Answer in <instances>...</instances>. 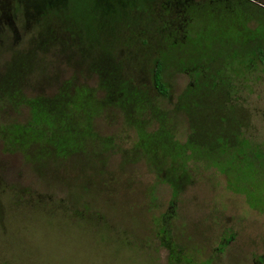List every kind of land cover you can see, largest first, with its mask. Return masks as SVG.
Segmentation results:
<instances>
[{
	"label": "rangeland",
	"instance_id": "1",
	"mask_svg": "<svg viewBox=\"0 0 264 264\" xmlns=\"http://www.w3.org/2000/svg\"><path fill=\"white\" fill-rule=\"evenodd\" d=\"M137 1L101 0L97 8L92 0H65L86 53L72 43L35 49L29 12L0 11V264H170L162 239L181 249L182 264H264V59L256 52L264 53V0H157L148 13L129 8ZM116 24L125 25L114 33L117 44L110 39ZM186 49L189 59L214 56L208 75L220 82L217 88L208 77L201 90L199 136L214 146L207 134L223 125L233 141L247 142L232 157L218 145L221 159L196 163L174 199L158 170L162 164L165 176L185 172L173 165L176 150L139 143L138 106L124 113L112 104L95 71L115 65L102 53L124 55V75L143 92L148 110L172 121L166 134L176 144L192 126L176 111L191 84ZM161 56L164 97L150 84L151 60ZM64 84L72 88L70 101L46 102L71 119L77 139L46 155L45 142L34 139L41 126L27 99L52 98ZM85 88L91 95L81 108ZM27 123L19 145L10 135Z\"/></svg>",
	"mask_w": 264,
	"mask_h": 264
},
{
	"label": "trees",
	"instance_id": "2",
	"mask_svg": "<svg viewBox=\"0 0 264 264\" xmlns=\"http://www.w3.org/2000/svg\"><path fill=\"white\" fill-rule=\"evenodd\" d=\"M92 1H94V3L97 5V8L102 5L101 0ZM155 1L157 0H139L137 1L139 3H135L131 7L129 6V8H131L133 11L137 9L140 11L144 10L147 12V10L150 9V4L154 3ZM122 2L123 0H118L119 5H121ZM0 11L2 14H8L10 12H22L24 14L26 13V11L29 12V15L31 17L29 22H32L34 27V33L30 41L35 44V49L47 50L48 48L51 49L53 47V49H56L55 47H60L64 44L68 45L69 43H72L76 46V48L80 49L81 53L88 52V47H86V43L82 42V34L76 32L73 28L75 19H73L71 14H69L65 0H0ZM132 20L133 19L131 18L130 22L127 23V27L131 24ZM147 20L148 23L145 25V27L142 26L143 29L141 31V34L144 33V40L140 41L142 46H146L148 44L147 40L145 39L148 35L145 32H147L146 27L147 25H149V21L151 22V19L148 17ZM122 26L125 25L116 24L111 26L110 39L115 44H117V41L114 40V33L119 27ZM98 34H100L102 37V33ZM67 36L69 40L67 39ZM162 38L164 44V39H168V41H170L169 37L165 34L164 36H161V39ZM170 43L172 44L171 41ZM165 47L167 48L166 44ZM167 49L168 53L171 52L169 51L172 49L171 45ZM256 52L258 55V59L263 61L264 53L262 51V48H259ZM185 54L187 55L186 58H188V60L185 62H188L192 65L191 67L186 68V70L184 68L185 72L188 73V75L191 77V84L188 85L184 93L180 96L179 102L176 105V111L183 112L186 116H188L189 122L190 124H192V126L191 129L187 132L184 142L178 141V143L176 144L171 141V136L166 134V132L168 131V125L171 124L172 121L170 119H167L166 116L159 115V112L156 111L154 108L149 107L151 111L148 110V108L146 107V101H144L143 92L139 90V88L134 86L133 82L127 75H124L120 67V63L122 62V60L126 59L124 55H120V53H118L117 51L113 53L111 52V54L109 55L102 53L101 58H105L107 59V61L109 60V63L115 65L114 67L110 66L109 69L108 67L104 68V66L106 65H104L102 68L97 67L95 71L101 76L98 77L100 85L99 88L106 93L108 99H114H111L112 104L116 103L124 106V113L127 109H132V111H134L133 109L135 108V106H138L140 118L136 121V128L141 132L139 135V143L145 144L147 147H151L152 145H155V142H158V145L160 147H163L166 150L168 149L166 152L176 150V160L174 161L173 165L174 167L183 166L185 172L177 175L165 176L166 173L164 172V167L162 166V164L159 165L158 170V176L160 180H163L172 188V197L174 199H176L175 196L178 198V196L181 194V191L184 188V179L186 177H189L188 172L189 170H191L192 167L195 166L196 163H198L199 161L207 162V160L211 157L216 161H219L221 159L220 154H215V150L218 145L222 146L227 152V154L232 157L234 155L233 151H235V148L240 147L241 150H243L242 148L244 147L242 146V144H244V141H246L243 138L242 140H239V142L233 141L232 129L227 130L224 128L223 125L218 128L214 127L207 134L209 138H214L217 140V144H215L214 146L208 144L205 141L204 136H199V126L201 125V123H203L205 119L202 112L200 111V109L204 110L205 105L203 98L204 95L201 93V90L203 89L205 81L212 79L210 85L213 84V86L216 87L220 85V82L216 79V74H214L213 78L208 75L209 72H214L215 70L212 69L214 67V56L208 58L197 56L195 59L194 57L189 59L192 54L191 50H189L188 52L187 49ZM81 56L82 58L85 57L83 55ZM163 61L164 60L162 56L155 57L151 60L150 84L152 89L157 94L164 97L168 94V89L163 81ZM178 61L180 66H183V62L181 63V60ZM219 69L220 67L217 68V70ZM107 73H110V76L107 75ZM208 77H210L211 79ZM227 84V86L231 88L230 83L228 82ZM85 89L86 95L83 96V99L81 98L80 100L81 108L85 107V103L88 100L87 97L91 95L89 94L90 91L87 88ZM52 95V98L50 97L51 99L49 97H45L44 99H42V97L38 95L33 97L30 96L27 99L28 108H33L36 117V123L41 126V130H38V128L36 129L34 127V130L36 129L35 131H33L34 139H40V142L42 144L43 142H45L43 152L46 155H49L52 152L53 145H58L60 148H62L66 141H69V139L72 140V142L77 139V131L70 124L71 119L68 118L64 113L57 111L55 106H49L46 102L52 100L51 102L57 103L59 106V103L61 101H70V97L72 95V88H69L68 85L64 84V86L59 92ZM15 99H18V101H20L19 96H15ZM109 101L110 100H106V102L104 103L107 104ZM100 106L101 105H99V107ZM100 108L103 109L102 107ZM146 112H150V114L148 115L146 114ZM132 117L133 116H126V121L128 123L133 122ZM213 117L217 121H219V118H223V121L225 123L230 122V118L227 117L225 114H222V117H218L217 113H214ZM61 120L64 121V127L62 128L60 134L57 124ZM154 123H158L162 127H151L154 128V131L149 132L148 128H146L147 125ZM47 124H49L48 127ZM27 125L28 123L24 126L15 125L18 130V134H16L15 137H13V135H10L11 139H14L19 145L20 142H22L23 140V130L28 127ZM237 132L239 133L238 130ZM57 139L60 142H58ZM211 152H213L214 154ZM243 154L244 152H242L241 155ZM244 156H247V154H244ZM174 199H172L173 202L175 201ZM162 233H166V231L163 230ZM162 240L164 245L170 251V264H182L181 260L183 256L181 249L176 248V245L168 241L167 239Z\"/></svg>",
	"mask_w": 264,
	"mask_h": 264
}]
</instances>
